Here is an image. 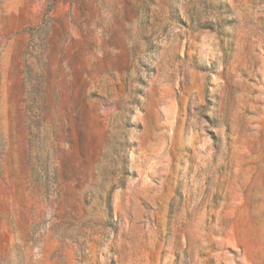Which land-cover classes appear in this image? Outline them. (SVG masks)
I'll return each instance as SVG.
<instances>
[{
    "label": "rangeland",
    "instance_id": "obj_1",
    "mask_svg": "<svg viewBox=\"0 0 264 264\" xmlns=\"http://www.w3.org/2000/svg\"><path fill=\"white\" fill-rule=\"evenodd\" d=\"M0 264H264V0H0Z\"/></svg>",
    "mask_w": 264,
    "mask_h": 264
}]
</instances>
